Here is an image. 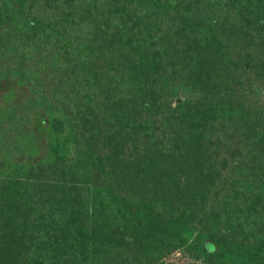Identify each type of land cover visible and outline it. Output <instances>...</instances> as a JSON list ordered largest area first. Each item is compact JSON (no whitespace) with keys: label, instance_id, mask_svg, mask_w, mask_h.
<instances>
[{"label":"trees","instance_id":"1","mask_svg":"<svg viewBox=\"0 0 264 264\" xmlns=\"http://www.w3.org/2000/svg\"><path fill=\"white\" fill-rule=\"evenodd\" d=\"M0 264H264V0H0Z\"/></svg>","mask_w":264,"mask_h":264},{"label":"rangeland","instance_id":"2","mask_svg":"<svg viewBox=\"0 0 264 264\" xmlns=\"http://www.w3.org/2000/svg\"><path fill=\"white\" fill-rule=\"evenodd\" d=\"M170 260H173V261H182L183 260V257H181L178 254H175L173 257L170 258Z\"/></svg>","mask_w":264,"mask_h":264}]
</instances>
